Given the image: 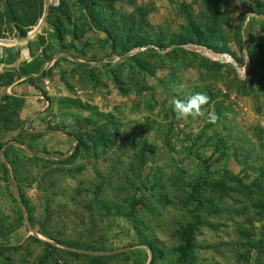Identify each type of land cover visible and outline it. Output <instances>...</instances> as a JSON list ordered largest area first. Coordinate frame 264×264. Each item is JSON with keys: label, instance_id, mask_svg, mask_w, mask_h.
<instances>
[{"label": "rangeland", "instance_id": "obj_1", "mask_svg": "<svg viewBox=\"0 0 264 264\" xmlns=\"http://www.w3.org/2000/svg\"><path fill=\"white\" fill-rule=\"evenodd\" d=\"M210 1L228 52L125 41L139 13L163 44L184 34L193 0H43L33 26V0H0V264H264V0ZM201 92L203 115L178 120Z\"/></svg>", "mask_w": 264, "mask_h": 264}, {"label": "trees", "instance_id": "obj_2", "mask_svg": "<svg viewBox=\"0 0 264 264\" xmlns=\"http://www.w3.org/2000/svg\"><path fill=\"white\" fill-rule=\"evenodd\" d=\"M26 1L28 0H21V5H23ZM33 2H34L33 5H37V12L34 15V17L33 18L24 17V13L23 14L21 13L20 15L21 22H24L26 25L28 24L29 26H33L37 22L39 17L42 15L43 6H44L43 0H33ZM193 5H197L199 9L197 13L194 12V10L191 9V7H189L188 10L186 9L187 8L186 6L181 7L182 15L185 17V20L187 21V24L183 29L184 34L170 36V40H168L167 44H163L165 43L164 41H166V38H164L163 35L160 34L152 35L150 34V31H148L143 27L142 17L145 15L144 13L137 14V17H140V19L137 20L135 24L133 22L134 16H132V19H128L130 22L127 19H125V26L122 28V32L125 33L124 35L125 41L127 43H131V41L133 42L132 49L139 46L140 47L147 46L152 43H153L152 45L158 47L159 50H163L167 46H172V45L180 46L183 44H196V45L209 47L218 52H228L229 49L227 47V40L224 31H226L225 30L226 28H230L231 23L227 19V15H228L227 12L226 11L219 12L217 8L211 4L210 0H199V1L193 0ZM84 7H85V12L89 11V8H91L90 4L89 3L87 4V2L84 3ZM49 11L53 13L57 12L59 14H63L64 20L66 22L70 21L69 18L67 17V14L64 12V10H62L60 6L54 7L53 5H51L49 7ZM253 13H256L258 16H264V12L262 11L256 10V12ZM8 14L11 16V20L17 23V30L23 35L22 32L23 30H21L22 27L20 26L21 22L19 20V16L17 15V10L11 8ZM54 15H58V14H54ZM110 16L111 15L108 14V19L110 18ZM89 17H90L89 22L91 23V25L93 27L94 26L97 27L99 31H103L107 35L108 30L104 28L102 23V19L104 18H102L101 16L98 17L101 20L100 23L98 18H96L97 16L95 14H90ZM57 20L59 23L58 26H63L61 19L57 18ZM132 23L137 27L139 31L143 32L141 36H138V38L135 39L132 38L133 36L130 30V26ZM108 35H110V38L111 36L113 37V34L111 32L110 33L108 32ZM59 38L61 39L62 37L59 36ZM117 43L119 45V42ZM116 46L117 45H114V47ZM129 48L131 49V47ZM129 48H126V50L124 49L122 55L129 52L130 51ZM3 56L4 55L0 53V59ZM40 65H41V61L38 58H34L30 62L23 63L18 68L19 77L27 78L36 74L40 69ZM12 81H13L12 78L9 79L6 85L7 86L10 85ZM75 142L77 144L79 143L78 137H76ZM221 147L223 149V146ZM78 151L79 149L76 148L74 149V153L77 154ZM3 154L6 155L5 152H3ZM256 169H258V167H256ZM224 175L227 176V181H226L227 183L229 184L236 183L238 185H242L241 179L229 175L227 171H224ZM259 176L261 179L264 178V170L262 169L259 170ZM261 187L264 192V187L263 186Z\"/></svg>", "mask_w": 264, "mask_h": 264}, {"label": "clouds", "instance_id": "obj_3", "mask_svg": "<svg viewBox=\"0 0 264 264\" xmlns=\"http://www.w3.org/2000/svg\"><path fill=\"white\" fill-rule=\"evenodd\" d=\"M209 102V97L204 93H195L187 100L177 99L174 103V113L178 120L187 119L188 117H199L203 115L202 108ZM219 117L215 113H210L208 120L210 123H216ZM68 123H71L69 118Z\"/></svg>", "mask_w": 264, "mask_h": 264}, {"label": "crops", "instance_id": "obj_4", "mask_svg": "<svg viewBox=\"0 0 264 264\" xmlns=\"http://www.w3.org/2000/svg\"><path fill=\"white\" fill-rule=\"evenodd\" d=\"M67 142H65V144H67L68 142H72L71 140H69V139H67L66 140ZM75 146H76V144L75 143H70V145H69V147H66L65 148V150H68V155H70L71 154V152L72 151H74V148H75ZM63 147H59V149L61 150ZM65 150H64V152H65ZM52 159V161H55V159H53V158H51ZM61 160V159H60ZM58 161V160H57Z\"/></svg>", "mask_w": 264, "mask_h": 264}, {"label": "built area", "instance_id": "obj_5", "mask_svg": "<svg viewBox=\"0 0 264 264\" xmlns=\"http://www.w3.org/2000/svg\"><path fill=\"white\" fill-rule=\"evenodd\" d=\"M222 57L220 58V59H222V58H226L227 59V56L226 55H221Z\"/></svg>", "mask_w": 264, "mask_h": 264}, {"label": "water", "instance_id": "obj_6", "mask_svg": "<svg viewBox=\"0 0 264 264\" xmlns=\"http://www.w3.org/2000/svg\"><path fill=\"white\" fill-rule=\"evenodd\" d=\"M0 42L5 43V42H3V41H0Z\"/></svg>", "mask_w": 264, "mask_h": 264}]
</instances>
